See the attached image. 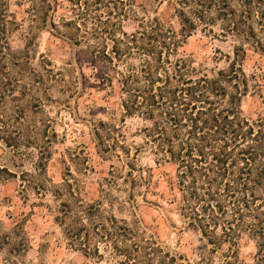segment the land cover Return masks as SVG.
<instances>
[{
	"label": "rangeland",
	"instance_id": "obj_1",
	"mask_svg": "<svg viewBox=\"0 0 264 264\" xmlns=\"http://www.w3.org/2000/svg\"><path fill=\"white\" fill-rule=\"evenodd\" d=\"M126 10V33L154 17L178 31L183 11L196 29L178 57L197 72L227 70L241 45L214 9L198 22L190 0H132ZM92 51L32 22L22 0H0V264H222L227 245L214 250L179 215L175 166L156 163L151 123L125 116ZM259 66L262 55L247 50L244 72ZM259 83L247 113L262 110L264 71ZM237 254L253 264L254 242L243 238Z\"/></svg>",
	"mask_w": 264,
	"mask_h": 264
},
{
	"label": "trees",
	"instance_id": "obj_2",
	"mask_svg": "<svg viewBox=\"0 0 264 264\" xmlns=\"http://www.w3.org/2000/svg\"><path fill=\"white\" fill-rule=\"evenodd\" d=\"M190 1L198 22L214 9L222 30L241 43L227 70L197 72L178 57L196 29L183 11L175 15L178 31L154 17L142 31L126 33L119 20L132 0H22L32 22L92 46L108 65L106 80L118 85L125 116L151 123L146 145L157 164L175 166L171 203L188 227L214 250L227 245L222 264H243L237 254L243 238L255 244L253 264H264V99L262 110L242 107L249 93H260L264 69L247 75L242 64L247 50L264 58V0ZM65 9L73 18L56 22Z\"/></svg>",
	"mask_w": 264,
	"mask_h": 264
}]
</instances>
